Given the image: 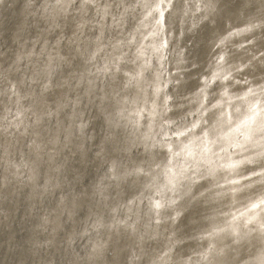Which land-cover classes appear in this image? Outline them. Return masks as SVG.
I'll use <instances>...</instances> for the list:
<instances>
[{"label": "clouds", "instance_id": "obj_1", "mask_svg": "<svg viewBox=\"0 0 264 264\" xmlns=\"http://www.w3.org/2000/svg\"><path fill=\"white\" fill-rule=\"evenodd\" d=\"M0 264H264V0H0Z\"/></svg>", "mask_w": 264, "mask_h": 264}]
</instances>
